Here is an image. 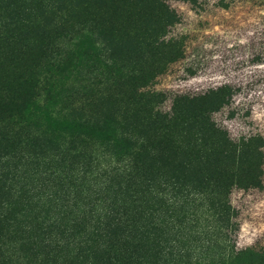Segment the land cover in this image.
I'll use <instances>...</instances> for the list:
<instances>
[{
  "label": "trees",
  "instance_id": "trees-1",
  "mask_svg": "<svg viewBox=\"0 0 264 264\" xmlns=\"http://www.w3.org/2000/svg\"><path fill=\"white\" fill-rule=\"evenodd\" d=\"M175 1L191 7L185 14L194 20L196 14L191 11L199 10L202 0ZM216 1L226 7L223 2L232 0ZM241 1L233 0L232 3L241 5ZM167 2L48 0L51 16H66L65 19L60 17L62 24L68 23L67 17L80 19L81 14L76 16L77 13L67 16L74 8L87 6L82 10L83 17L93 16L88 10H94L99 16L93 17V25L87 29L93 37L92 44L104 46L111 54L110 60L123 54L128 57V65H107V71L95 75H107L102 83L105 88L102 93L97 90L91 96L88 94L79 108L92 118V122H87L91 127L89 134L98 132L101 136L109 132L116 137L113 140L118 144L116 152L122 153L126 148L130 151L123 153L127 157L125 161L129 157L133 160L102 172L104 181L90 192L83 189V183L73 178L70 170L64 171L62 167L54 171L42 170L44 177L37 178L34 177L39 165L26 169L24 171L31 178L27 179L26 173L15 166L0 165V181L28 182L18 197L0 201V238L14 239L11 242L15 254L7 260L0 257V264H209L203 259L206 257L212 259L210 264L238 261L249 264L258 257L253 248L184 247L181 241L188 237L179 234V241L174 239L169 221L172 215L180 213L185 218L189 213L190 226L194 228L192 223L198 224L200 214L196 207L186 209L187 197L175 201L172 194L178 196L181 192L170 188L167 180H177V185L179 175L185 179L183 174L190 168L215 165L213 172L201 177L224 199L234 186L249 189L257 185L252 179L233 178L238 174L248 177L253 174L254 165H264V137L247 133L243 123H238L241 130L233 134L235 128L230 127L232 130L228 131L222 117L239 116L243 109L234 104L237 86L247 91L264 86V72L257 69L263 64L260 60H264L261 29L264 26L258 22L251 30L254 47L246 63L254 71H249L239 85H233V81L222 84L209 80L193 91L158 90L149 84L165 74L170 65L179 63L190 76L194 70L191 57H184L183 50V41H190L192 32L167 37V27L180 23L178 11ZM249 5L261 9L259 12L263 15L256 14V18L264 23V0H249ZM7 16L9 26L31 23L27 15L9 12ZM40 17L42 25L38 24L37 28L27 25L19 29L40 35L56 26L51 20ZM235 27L241 28L239 24ZM120 62H124L123 57ZM166 99L170 106L162 111ZM143 154V160H135ZM144 160L158 165H145ZM171 200L176 208L169 207ZM225 203L218 204L221 213L226 210ZM14 257L15 262L12 261ZM214 258L218 262H214ZM245 259H249L248 262Z\"/></svg>",
  "mask_w": 264,
  "mask_h": 264
},
{
  "label": "rangeland",
  "instance_id": "rangeland-1",
  "mask_svg": "<svg viewBox=\"0 0 264 264\" xmlns=\"http://www.w3.org/2000/svg\"><path fill=\"white\" fill-rule=\"evenodd\" d=\"M232 1H224L225 7L216 0H202L199 10L192 9V14H196L192 20L185 14L191 7L183 2L168 0L167 4L178 11L180 23L167 27V37L192 32L191 40L183 41V50L184 57H191L193 75L190 76L184 66L174 63L156 81L151 80L149 85L158 90L190 91L209 83V80L222 84L233 81V85H239L249 71H254L246 62L254 47L251 30L258 22L264 26L256 18V14H262L259 12L261 9L251 7L249 0H242L241 5H235ZM39 2L41 0H0V165H13L19 171L39 165L34 178L44 177L42 170L54 171L62 167L64 171L70 170L73 178L82 182L83 189L90 192L104 181L102 172L133 159L129 157L125 161L127 157L123 153L130 151L126 148L122 153L116 152L118 144L113 142L116 137L109 132L101 136H98V132L89 134L91 127L87 126V122H92V118L79 107L89 97L88 94L91 96L97 90L102 93L105 88L102 83L107 75H95L103 73L107 65H128V57L123 54L117 56L116 60H110L111 54L104 46L92 44L93 37L87 29L93 25V17L99 16L95 15L94 10H88L93 16L83 17L82 10L87 6L74 8L71 13L67 12V16L77 13L76 16L81 14L80 19L67 17L68 23L62 24L60 17L65 19V15L60 14L57 18L51 16L48 13V0H43L42 4ZM30 7L33 10L30 11ZM9 12L27 15L31 23L9 26ZM40 16L51 20L56 26L40 35L19 29L27 25L31 28L42 25ZM238 24L240 29L235 27ZM261 29L264 33V27ZM121 57L125 63L120 62ZM260 63L263 64L256 68L264 72V60H260ZM236 88L234 104L243 109L239 111V116H223L224 125L228 131L235 128L233 134H236L241 130L238 123H243L247 133L264 137V86L248 91L239 86ZM169 106L170 101L166 99L161 106L162 111H167ZM144 155L137 156L135 160H143ZM144 161L145 165H158ZM254 167L252 175L244 177L238 174L233 180L244 181L248 178L257 185L249 189L234 186L226 199L201 177L213 172L215 165L190 168L183 174L185 179L179 175L177 185V180L168 179L169 187L181 192L178 196L172 194L175 201L182 200L179 197H187L186 209L189 211L188 207H196L200 214L198 224L192 223L194 228L190 226L192 218L189 213L185 218L180 213L172 215L169 221L174 239L179 241V234L188 237V241H181L184 247L253 248L258 257L249 264H264V165ZM25 173V177L31 179ZM26 184L28 182L19 179L1 180L0 201L7 197H18L27 188ZM202 198L205 200L202 201ZM225 201L226 210L221 213L218 204ZM169 205L176 208L173 200L169 201ZM12 240L6 236L0 238V257L6 260L15 255ZM203 259L209 264L212 260L209 257ZM12 261H16L15 257ZM213 261L218 262V259L214 258ZM190 263H193V259H190ZM235 264H240V261Z\"/></svg>",
  "mask_w": 264,
  "mask_h": 264
}]
</instances>
